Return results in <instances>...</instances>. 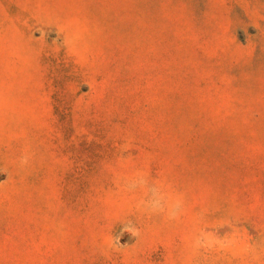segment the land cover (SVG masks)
Listing matches in <instances>:
<instances>
[{"label":"rangeland","instance_id":"374dc122","mask_svg":"<svg viewBox=\"0 0 264 264\" xmlns=\"http://www.w3.org/2000/svg\"><path fill=\"white\" fill-rule=\"evenodd\" d=\"M0 264H264V0H0Z\"/></svg>","mask_w":264,"mask_h":264}]
</instances>
